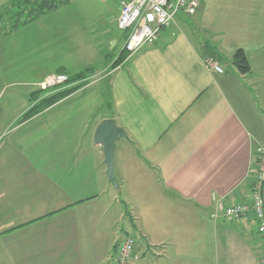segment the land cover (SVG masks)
I'll return each mask as SVG.
<instances>
[{
    "label": "crops",
    "instance_id": "crops-1",
    "mask_svg": "<svg viewBox=\"0 0 264 264\" xmlns=\"http://www.w3.org/2000/svg\"><path fill=\"white\" fill-rule=\"evenodd\" d=\"M47 12L0 34V264H113L124 234L130 264H264L252 216L210 217L212 194L248 196L264 142V0H202L131 55L117 0ZM84 70L86 84L20 120L46 76ZM109 118L125 132L118 188L94 141Z\"/></svg>",
    "mask_w": 264,
    "mask_h": 264
},
{
    "label": "built area",
    "instance_id": "built-area-1",
    "mask_svg": "<svg viewBox=\"0 0 264 264\" xmlns=\"http://www.w3.org/2000/svg\"><path fill=\"white\" fill-rule=\"evenodd\" d=\"M105 1V0H102ZM120 12L117 25L127 32L123 50L127 55L136 52L143 45L152 43L159 32L168 27L178 12L192 15L202 0H117ZM215 71L222 68L211 59H206ZM65 73L46 76L39 86L47 88L68 81ZM1 138V136H0ZM251 180L248 196L242 201L224 206L220 199L212 194L215 208L210 213L212 219L232 221L252 216L256 222L259 244L263 251L264 261V142H255L252 149ZM135 240L131 236L120 239L113 257V264H129L134 258Z\"/></svg>",
    "mask_w": 264,
    "mask_h": 264
},
{
    "label": "trees",
    "instance_id": "trees-1",
    "mask_svg": "<svg viewBox=\"0 0 264 264\" xmlns=\"http://www.w3.org/2000/svg\"><path fill=\"white\" fill-rule=\"evenodd\" d=\"M64 2L65 0H10L8 2V8L6 9L7 13L12 16V24L10 26V29H15L22 24L37 18L45 12L59 7ZM11 6H13V10ZM3 14L5 13H0V17H2ZM123 52L125 55H127L124 50ZM125 55L121 56L117 61L124 59V57H126ZM232 64L241 74H245L250 70L247 56L245 52L240 48L236 49L233 53ZM91 73L92 72L90 70H84L74 75H68L69 78L67 82L83 78L87 82V79L91 75ZM81 85L82 84H79L77 86H72L61 90L49 88L47 90H44V93L48 90H52L47 94H44L43 90L41 89L36 90L34 92V95L30 98V100L34 101V103L24 112L20 120L22 121L28 119L31 116L41 112L42 110L46 109L47 107L51 106L52 104L56 103L60 99L66 97L67 95L78 89ZM39 93H43V95L39 99H36V95Z\"/></svg>",
    "mask_w": 264,
    "mask_h": 264
},
{
    "label": "water",
    "instance_id": "water-1",
    "mask_svg": "<svg viewBox=\"0 0 264 264\" xmlns=\"http://www.w3.org/2000/svg\"><path fill=\"white\" fill-rule=\"evenodd\" d=\"M120 136H125V132L121 127L117 126L115 121L111 118L102 120L94 132V141L99 143L103 148L108 180L115 188H118V186L113 174V151L115 141Z\"/></svg>",
    "mask_w": 264,
    "mask_h": 264
},
{
    "label": "rangeland",
    "instance_id": "rangeland-1",
    "mask_svg": "<svg viewBox=\"0 0 264 264\" xmlns=\"http://www.w3.org/2000/svg\"><path fill=\"white\" fill-rule=\"evenodd\" d=\"M10 0H0V13H5V14H3V16L2 17H0V34H2V33H4V32H6V31H10L11 29V24H12V19H11V17L12 16H10L8 13H7V11H6V9L8 8V2H9ZM76 0H65V2H64V4L65 5H68V4H70V3H73V2H75ZM84 1H87L88 3L89 2H95V0H77V2L78 3H84ZM100 1H102V0H100ZM6 2V3H5ZM11 8H12V10H13V6H11ZM46 13H48V12H45V14ZM20 27V26H19ZM12 30H14V29H12ZM60 74H62V73H60ZM91 78H92V76L90 75L89 77H88V79H87V82L89 81V80H91ZM85 82V83H84ZM86 81H85V79L83 78V79H77V80H75V81H71V82H64V83H62V84H56V85H53V86H50V87H47V88H41L40 86H39V83H38V90H43V93H44V90H47V89H49V88H54V89H57V90H61V89H65V88H69V87H72V86H77V85H79V84H82L81 86H83L84 84H86L87 83ZM3 82L1 81L0 82V85L2 84ZM80 86V87H81ZM79 87V88H80ZM53 89V90H54ZM50 91H52V90H48V91H46L44 94H47V93H50ZM14 92V90L12 89V88H7V91H5V94L2 96V98H3V101L7 98V97H9V95H11L12 93ZM43 93H39V94H35L36 95V99H39L40 97H42V95H43ZM32 101V100H31ZM33 103H34V101H33ZM32 103V104H33ZM1 137H2V135H0ZM119 225H120V223H118ZM126 236H130V235H123L121 238H123V237H126ZM132 237V236H131ZM120 238V239H121ZM133 259V258H132ZM131 259V260H132ZM131 260H130V262H131ZM130 262H129V264H130Z\"/></svg>",
    "mask_w": 264,
    "mask_h": 264
}]
</instances>
